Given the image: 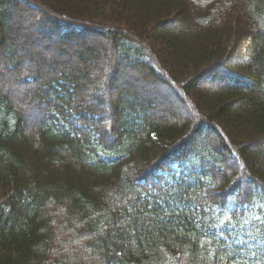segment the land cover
Here are the masks:
<instances>
[{"label": "trees", "instance_id": "trees-1", "mask_svg": "<svg viewBox=\"0 0 264 264\" xmlns=\"http://www.w3.org/2000/svg\"><path fill=\"white\" fill-rule=\"evenodd\" d=\"M0 264H264V0H0Z\"/></svg>", "mask_w": 264, "mask_h": 264}, {"label": "rangeland", "instance_id": "rangeland-1", "mask_svg": "<svg viewBox=\"0 0 264 264\" xmlns=\"http://www.w3.org/2000/svg\"><path fill=\"white\" fill-rule=\"evenodd\" d=\"M34 34H35V37H36L37 36V33H34ZM54 39L55 38H52V39H46V38H44L42 40V43H44V44H47V42L53 43V45H52L53 47L52 48H48L49 50H45V48H44L45 45L42 46V48L41 47L37 48V47H33V45L31 43L30 44L29 43H26L27 46L31 48L30 51H29V53H28V55H30V57H31V60H30L31 62H30V64L27 67L33 66L32 63H39L40 64V61L39 60L43 58L44 59V62L43 63H45V65H44V69H45L47 67V64L49 62L59 59V57H57V56H61L62 58L65 57V56H67L65 54L64 55H59L58 54V50L56 49V45L60 41H56ZM87 40H89V42L84 43L82 45H79V47L77 46L76 49H77L78 52L79 51L86 52V54H88V55H90L92 57L94 55L96 57L95 58L96 63L93 66H91V67H84V69L86 71L85 72L86 73V76H88L89 78H91L94 75H96V66H97L96 64H100V63L103 62L102 61L103 60V57H102V54L100 55V51L101 50H104L105 48H107V45H106L107 44L106 43L107 41H105L104 39L97 40L96 37H93V36L92 37H89V39H87ZM18 41H19L20 44L22 43V41H20V39H18ZM85 44H87V45H85ZM104 44H105V46H104ZM71 46H76V45H70V46L69 45H66V47L69 48V49H67L68 52L66 51V53H69ZM102 47H103V49H102ZM94 48L96 50H94ZM17 57H19V55H17ZM207 80L208 81L206 83L205 82H201L202 84L201 83H197V86L199 88H205L206 86L212 85V83H215L214 81H209L210 78L207 79ZM204 85H206V86L204 87ZM7 88H8V86L5 87V89H7ZM88 95L89 94L86 93L84 95L85 98H88ZM176 105H177V107H175ZM175 106L172 109L174 112L180 113L183 116H186L187 115V114H185L184 109L179 106V104H175ZM170 116H172V115L166 114V113L162 112V113H158L157 115H155L154 116V119L157 120V121H159V120H163L164 121L165 120L167 122H170V120H171V119H169Z\"/></svg>", "mask_w": 264, "mask_h": 264}, {"label": "bare ground", "instance_id": "bare-ground-1", "mask_svg": "<svg viewBox=\"0 0 264 264\" xmlns=\"http://www.w3.org/2000/svg\"><path fill=\"white\" fill-rule=\"evenodd\" d=\"M178 149H180V147H178ZM178 149H175V150H178Z\"/></svg>", "mask_w": 264, "mask_h": 264}]
</instances>
